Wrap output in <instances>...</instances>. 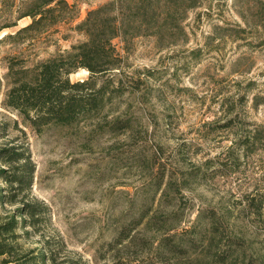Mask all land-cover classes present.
<instances>
[{
	"label": "rangeland",
	"instance_id": "obj_1",
	"mask_svg": "<svg viewBox=\"0 0 264 264\" xmlns=\"http://www.w3.org/2000/svg\"><path fill=\"white\" fill-rule=\"evenodd\" d=\"M109 1L68 0L74 22L9 38L31 23L28 0H0V116L25 132L11 135L36 165L49 234L86 264H205L219 252L264 264V0H199L186 38L116 39L121 92L76 124L39 133L2 108L7 62L33 67L70 50L86 40L76 26Z\"/></svg>",
	"mask_w": 264,
	"mask_h": 264
},
{
	"label": "trees",
	"instance_id": "obj_2",
	"mask_svg": "<svg viewBox=\"0 0 264 264\" xmlns=\"http://www.w3.org/2000/svg\"><path fill=\"white\" fill-rule=\"evenodd\" d=\"M199 3L110 0L90 10L75 28L85 35V41L33 67L15 59L7 62L2 108L17 112L23 124L39 133L52 124L73 125L99 113L123 87V61L114 41L129 43L139 36H156L161 41L186 38L183 22ZM78 14L77 6L68 0H28L23 18H31V23L9 38L41 36L74 22ZM176 41L170 40L169 44ZM79 70L88 71L89 78L72 82L71 75ZM98 79H103L100 86ZM14 127L25 134L18 121L13 126L7 116H0V264H86L70 255L60 237L49 234L51 209L33 195L36 165L22 137H12ZM249 139L244 142L246 149L251 146ZM208 219L215 227L216 215ZM178 236L174 233L166 240L176 242ZM214 239L211 237L209 242L212 244ZM229 257L219 252L205 264H227Z\"/></svg>",
	"mask_w": 264,
	"mask_h": 264
}]
</instances>
